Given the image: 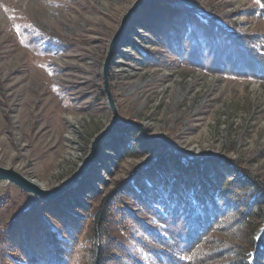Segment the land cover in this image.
Masks as SVG:
<instances>
[{
	"label": "rangeland",
	"instance_id": "obj_1",
	"mask_svg": "<svg viewBox=\"0 0 264 264\" xmlns=\"http://www.w3.org/2000/svg\"><path fill=\"white\" fill-rule=\"evenodd\" d=\"M141 1L0 0V167L13 168L47 190L80 170L95 137L113 118L103 80L112 40ZM175 1L197 9L200 17L217 19L229 32L264 36L256 0ZM128 21L109 69L118 121L141 128L150 139L163 138L167 146L140 159L118 160L106 149L107 159L93 169L99 192L107 194L131 178L166 147L189 160H231L264 184V82L184 66L155 45L146 29L126 26ZM145 57L159 64L147 66ZM110 136L97 155L111 143ZM33 199L14 184L0 186V224ZM247 232L243 228L241 238ZM113 234L141 254L114 227ZM212 238L244 246L243 239Z\"/></svg>",
	"mask_w": 264,
	"mask_h": 264
},
{
	"label": "trees",
	"instance_id": "obj_2",
	"mask_svg": "<svg viewBox=\"0 0 264 264\" xmlns=\"http://www.w3.org/2000/svg\"><path fill=\"white\" fill-rule=\"evenodd\" d=\"M259 13L264 19V7ZM200 15L175 0H151L126 26L146 29L184 66L264 82V36L229 32ZM110 138L75 188L55 201L33 199L0 224V264H264V229L255 236L264 228V184L231 160H189L166 147L102 195L93 169L107 159L106 149L118 160L140 159L167 146L131 126ZM113 227L141 254L115 237ZM216 234L243 239L244 246L223 244L212 238Z\"/></svg>",
	"mask_w": 264,
	"mask_h": 264
},
{
	"label": "water",
	"instance_id": "obj_3",
	"mask_svg": "<svg viewBox=\"0 0 264 264\" xmlns=\"http://www.w3.org/2000/svg\"><path fill=\"white\" fill-rule=\"evenodd\" d=\"M149 1L150 0H142L139 4H137L131 10H129V12L125 15V17L122 20L119 31L117 32L116 36L112 40L111 50L108 53V56L106 58V61L103 67V80H104V91L107 95L109 107L111 108L113 112V118H112L111 124L95 137L94 141L92 142L90 153L88 157L84 160L82 166L80 167V170L76 172L71 178L63 181L57 187L47 190V189L42 188L38 184H36L34 180H31L25 177L23 174H21L20 172L16 171L13 168L8 169V168L0 167V186L2 185L8 186L10 184H14L18 186L21 190H23L27 195H30L35 199H38L43 202L55 201L59 197L63 196L71 188L75 187L79 183L81 178L90 169V167L94 164L99 144L102 141H104L107 137H109L110 134L116 129H119V128H122L128 125V124H124L118 121V111L114 103V99H113L112 92L110 89L109 69H110V62L112 59V49L120 33H122L125 27V24L130 18V16L134 14L136 11H138L141 7L146 5Z\"/></svg>",
	"mask_w": 264,
	"mask_h": 264
},
{
	"label": "snow or ice",
	"instance_id": "obj_4",
	"mask_svg": "<svg viewBox=\"0 0 264 264\" xmlns=\"http://www.w3.org/2000/svg\"><path fill=\"white\" fill-rule=\"evenodd\" d=\"M256 2H257L258 4H260V0H256ZM260 6H261V7H264V4H261Z\"/></svg>",
	"mask_w": 264,
	"mask_h": 264
},
{
	"label": "bare ground",
	"instance_id": "obj_5",
	"mask_svg": "<svg viewBox=\"0 0 264 264\" xmlns=\"http://www.w3.org/2000/svg\"><path fill=\"white\" fill-rule=\"evenodd\" d=\"M36 184H38V183H36ZM39 186H41L40 184H38ZM42 187V186H41ZM43 188V187H42Z\"/></svg>",
	"mask_w": 264,
	"mask_h": 264
}]
</instances>
